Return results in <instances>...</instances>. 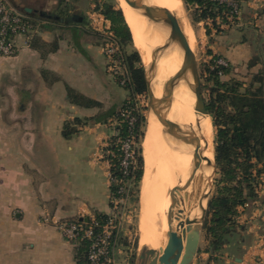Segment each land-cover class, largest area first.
Here are the masks:
<instances>
[{"label":"crops","instance_id":"1","mask_svg":"<svg viewBox=\"0 0 264 264\" xmlns=\"http://www.w3.org/2000/svg\"><path fill=\"white\" fill-rule=\"evenodd\" d=\"M241 1L237 25L207 34L197 21L192 33L206 62L213 55L227 61L223 81L239 82L248 99L264 98V0ZM9 2L35 18L38 30L31 43L17 37L15 56H0V264H76L78 241L56 223L108 212L101 149L114 131L93 118L118 109L127 91L106 70L100 31L87 28L84 16L52 14L44 4L59 9L62 0ZM66 121L76 129L67 138ZM251 162L255 182L252 190L244 182L249 197L237 206L235 225L217 249L201 231L192 264H264V154ZM114 257L128 264L118 248Z\"/></svg>","mask_w":264,"mask_h":264},{"label":"trees","instance_id":"2","mask_svg":"<svg viewBox=\"0 0 264 264\" xmlns=\"http://www.w3.org/2000/svg\"><path fill=\"white\" fill-rule=\"evenodd\" d=\"M185 5H191L196 2L201 7L200 12L194 11L191 20L193 22L202 21L207 17L212 18V26L215 32H220L221 28L215 23L214 19L224 10V5H217L211 1L203 0H182ZM119 6V4H118ZM122 9L115 7L113 3H102L101 12L109 20L110 29L120 45V51L117 53L122 70L124 73L117 74L116 83L127 91V96L122 101L118 109L111 112H105L104 116L98 115L94 120L101 122L116 121L113 126L115 134H112L107 145L102 147V152L111 151L114 156L109 155L110 172L115 179H122L119 183L109 185V193L112 196L118 195V189L122 185L128 190L127 195L131 194V186L140 181L143 175V157L141 155L140 138L143 131L141 126L144 117L137 106L136 96L146 93V83L144 79V69L141 58L137 50L133 49L126 53L124 45L132 41L130 28L123 18ZM27 19L36 24V19L26 14ZM224 20V19H222ZM129 28V29H128ZM207 34L210 33L206 27ZM100 37L103 35L100 33ZM35 39V33L29 40V43ZM218 56L213 55L211 60L203 63L202 77L206 82H211L209 86L208 99L205 100L206 107L212 116V124L216 127L215 136V160L216 165L221 171V186L218 193L209 201L208 212L212 217L205 221L204 227L207 234L212 239V245L217 249L228 230L235 225L237 216V206L244 204L249 195L244 194V182L249 190L255 182L251 168L254 163L252 158L260 159L264 154V98L248 99L244 97V92H240V83L229 80L223 81L222 75L228 71V66L223 67L215 63ZM124 80V81H122ZM122 81V82H121ZM208 86V85H207ZM225 107H232V111ZM130 111L135 117L132 125H129L127 118L123 113ZM75 123H81L75 119ZM73 121H66L62 126V136L65 138L76 132L71 126ZM134 136L136 142L135 157L136 166L129 167L128 173L123 174L120 169L119 161L122 158L120 143L127 137ZM110 205V202L108 203ZM98 223H103L107 218V213L94 212ZM89 241L81 239L78 241L75 249L76 264H87V250Z\"/></svg>","mask_w":264,"mask_h":264},{"label":"bare ground","instance_id":"3","mask_svg":"<svg viewBox=\"0 0 264 264\" xmlns=\"http://www.w3.org/2000/svg\"><path fill=\"white\" fill-rule=\"evenodd\" d=\"M147 1L165 8L158 26H154L145 15L129 7L124 0H117L142 62L149 65L151 48L161 45L171 29H174L184 43L191 48V40L195 36L193 37L192 27L184 15L181 0ZM164 55H167L169 59L163 61L164 63L160 66ZM182 57L183 53L178 47H169L159 59L152 83L154 95L161 98L160 112L165 131L152 112L148 111L144 136L141 141L144 176L139 221L141 231L138 240L141 246L139 264L145 259V249L163 247L168 231L166 213L169 191L174 182L173 174H171L173 167H176V178L182 183L193 176L192 168L196 161L192 153L194 148L191 145L180 143V152H175L172 149L173 141L170 137L172 125L178 124L181 132L191 130L197 133L200 127L203 137L200 139V147L196 153L199 163L196 175L193 176L194 184L185 189L184 194L177 198L176 211L182 209L184 217L192 215L198 190H206L207 184H204V180L208 177L211 178L213 173L211 164L213 155L210 149L212 129L208 116H199L193 109L194 97L186 82L178 83L172 93H167L161 88L163 81L179 69ZM150 221L155 222L156 225V229L152 231L148 230Z\"/></svg>","mask_w":264,"mask_h":264},{"label":"water","instance_id":"4","mask_svg":"<svg viewBox=\"0 0 264 264\" xmlns=\"http://www.w3.org/2000/svg\"><path fill=\"white\" fill-rule=\"evenodd\" d=\"M124 1L132 9L145 15L148 21L154 26H158V24L161 22V17L165 12V8L163 6L151 4L147 0ZM24 10L26 12L32 11L30 7H24ZM37 12L42 17H50V15L44 10H38ZM72 18L80 19V17L77 15H73ZM171 46H176L182 51V62L179 69L163 81L161 85L162 90L167 93H172L174 87L178 85V83L181 81L186 82L192 96L194 97L193 109L199 116L209 117V112L207 110L206 102L202 93L201 77L195 55L192 49L184 43L179 34L174 29H171L161 45L151 48V60L149 65L143 63L144 79L146 83L147 108L148 111L152 112V114L160 122L164 131L165 127L160 112L161 98L154 95L152 83L156 75L159 59ZM201 134L202 131L200 127L197 133L191 130L181 132L180 126L178 124L172 125L170 131V137L173 141L172 149L175 152H180V143L191 145L192 148H194L192 153L195 156L194 158H196V161L194 160L195 162L193 163V176L196 175L199 163V158H197L196 153L200 147V139L203 138ZM213 142L214 140L212 139V145ZM214 150L215 147L213 146V151ZM211 164L214 170L216 166L215 154H213ZM171 174H173L174 182L169 191V203L167 205L168 209L166 213V221L168 224L166 238L163 247L158 249L150 247L147 249L144 248L146 256L141 264H192L198 251L200 234L204 227L208 212L210 200L209 193L212 185V177H208L206 180H204V184H207L206 190H198V197L192 215L189 214L184 217L182 214V209L176 211V201L179 196L184 194L185 189L193 186L194 177L192 176L187 179L185 183H182L178 178H176V167H173Z\"/></svg>","mask_w":264,"mask_h":264},{"label":"built area","instance_id":"5","mask_svg":"<svg viewBox=\"0 0 264 264\" xmlns=\"http://www.w3.org/2000/svg\"><path fill=\"white\" fill-rule=\"evenodd\" d=\"M203 1H211L217 5L225 6L221 14L214 19L215 23L220 28L232 27L239 21L242 12L240 0ZM191 6L197 12L202 10V7L196 2L192 3ZM202 21L211 32H215V28L212 26V18L207 17ZM106 28L108 32H104L100 29L101 34L107 37L106 42L103 44L102 51L107 58V70L115 76L121 74L122 68L120 59L117 57V53L120 51V45L110 29V23ZM37 30L38 24L31 23L24 13L11 5L9 0H0V56L7 58L15 56L18 52L17 37L24 36L26 43H28ZM215 63L223 67L228 66L227 61L220 56L215 59ZM123 115L127 118L129 125L134 123L135 117L131 115L130 111L125 110ZM110 124L113 127L117 122L112 120ZM113 131V134H115L116 132L114 129ZM118 142L120 143V149L122 151V158L119 161V166L120 169H122V173L127 174L129 167L134 168L136 166V142L134 136L127 137L122 141L118 140ZM106 145L107 143H105L104 146ZM101 154L102 158L108 164L109 185L111 183L117 184L121 182L122 179L118 180L113 178L110 172L112 164L108 157L109 155L114 156V154L109 150L106 152H102L101 150ZM129 186H131V184H129ZM117 192L118 195L112 197L109 193L108 201L110 205L107 218L103 223H98L96 221L94 213L88 216L86 220L83 218H75L60 220L56 223V227L67 240L79 241L81 239H87L89 241L87 264H115L114 250L118 244L119 238L122 237L119 230L122 219L121 210L124 200L127 198L128 190L121 185Z\"/></svg>","mask_w":264,"mask_h":264},{"label":"rangeland","instance_id":"6","mask_svg":"<svg viewBox=\"0 0 264 264\" xmlns=\"http://www.w3.org/2000/svg\"><path fill=\"white\" fill-rule=\"evenodd\" d=\"M70 1H72V3ZM104 2L113 3L115 7H119L117 0H62V3L60 4L61 7L59 9H55L54 4H48V3H44V4H46L45 6L48 7L50 13H52V14L57 12V13L65 16V17L68 15H71V14L82 15L85 18L84 24L86 25L87 28L92 29L94 27L95 29L98 28L99 31L101 29L104 32H108L106 27L109 25V20H107L104 17V15L102 13H100L102 3H104ZM240 3H241V7H242V1L241 0H240ZM181 4H182L184 15H185L187 21L189 22L191 27L195 28L196 22H193L191 20V16L195 10L193 9V7L191 5H185L182 2V0H181ZM36 5H38V4H36ZM69 6H71L70 14H68V7ZM241 15H242V13H241ZM241 15H240L239 21L241 19ZM238 22H237V24H238ZM53 23H55V22H53ZM237 24H235V25H237ZM205 27H207V26H205ZM100 33H101V31H100ZM211 33L212 32L210 30L209 34H211ZM102 35H103L102 37L99 36L101 49L103 48V44L107 40V37L104 36V34H102ZM192 45H193V47H192ZM133 49L137 50V48L135 47V45L133 43V39H132L131 42H128L126 45H124V50L126 53H129ZM191 49H192V51L195 55V58L197 60L198 70L200 73L201 83H202V93H203L204 99L207 100L208 95H209V90H208L209 88L208 87L211 86V82H206L205 79L201 75L203 63L206 62L204 59V54L206 52L205 47L201 46V44L199 43V40L196 41L194 38H192ZM167 59H169V57L167 55H164V57L160 63V66L164 63L163 61H165ZM105 60H106V70H107L108 69V67H107L108 63H107L106 56H105ZM141 62H142V60H141ZM142 64H143V62H142ZM122 69L123 68H121L120 73H124V71ZM108 73L112 77V79H114V81H116V79H117L116 76L112 75V73H110L109 71H108ZM222 77H223V75H222ZM136 100H137V104H138L137 106L139 107V111L144 117V122H143V125L141 126L143 134H142V137L140 138L141 155L143 157V148H142L141 141H142V138L144 136V131H145V127H146V116H147V112H148L146 93L138 94L136 96ZM225 108L229 111H232V107H225ZM208 121H209V123L211 125V129H212V133H211L212 136H211V140H210V149H211V153L213 155V154H215V150L213 151V146L215 147V142H213V145H212V139L215 141L216 127L212 124L211 114H209ZM142 174L143 175L141 176L140 181L136 185L134 183L131 184V192L132 193L127 195V198H125L124 204H123L122 210H121V218L122 219L120 222L119 230H120V234H122L121 235L122 237L119 238V241H118V244L116 245V248H118V250H121L125 254L126 261L128 262V264H139L138 263L139 250H140L141 246L139 245L138 240H139V237L141 234L139 221H140V214H141L140 212H141V206H142V191H141V189H142V183H143L144 168H143ZM221 174L222 173L220 171V168L216 165L214 170H213L212 176H211L212 177V185L210 188L209 199H211L212 197H214L218 193L219 187L221 186V182H220ZM243 191H244V189H243ZM211 217H212L211 213L207 212L206 220L209 221L211 219ZM236 218H237V216L235 217V221H236ZM154 229H156L155 222L150 221V223L148 224V230L152 231ZM202 233H203V236L205 237V235L207 234V231L205 228L202 229ZM211 243H212V240H211ZM114 260H115V257H114Z\"/></svg>","mask_w":264,"mask_h":264}]
</instances>
